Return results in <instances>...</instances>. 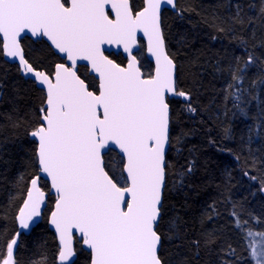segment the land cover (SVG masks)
I'll list each match as a JSON object with an SVG mask.
<instances>
[{
  "label": "snow or ice",
  "instance_id": "obj_1",
  "mask_svg": "<svg viewBox=\"0 0 264 264\" xmlns=\"http://www.w3.org/2000/svg\"><path fill=\"white\" fill-rule=\"evenodd\" d=\"M162 4L177 9L175 0H144L135 13L130 0H0V53L17 59L20 70L46 90L28 131L37 145L32 163L43 177L31 179L17 219L26 229L41 214L46 194L38 180H50L55 193L50 223L59 238L60 264H74L76 235L90 251V264H163L158 223L170 143L167 98L190 96L177 87L176 64L161 27ZM260 11L264 15V7ZM137 32L147 38L154 75L144 76L138 67ZM28 33L46 38L53 54L68 63H57L54 73L35 69L21 43ZM104 45L122 46L127 66L109 59ZM79 61L87 62L79 67L90 68L94 86L78 74ZM254 63L249 54L244 68ZM243 70L237 58L232 80ZM188 110L195 111L191 105ZM117 149L120 166L114 172L105 156ZM233 215L241 229L247 222ZM254 236L261 240L248 243L250 257L264 264V233L249 230L244 239ZM213 242L209 234L205 244ZM14 246L15 238L6 254L0 249V264H19ZM228 254L234 256L235 249Z\"/></svg>",
  "mask_w": 264,
  "mask_h": 264
},
{
  "label": "trees",
  "instance_id": "obj_2",
  "mask_svg": "<svg viewBox=\"0 0 264 264\" xmlns=\"http://www.w3.org/2000/svg\"><path fill=\"white\" fill-rule=\"evenodd\" d=\"M130 3L133 10L142 4ZM176 4L175 12H162L161 27L176 64L177 87L190 100H168L170 143L159 256L163 264H255L248 243L259 245L261 237L246 242L244 236L249 230L264 233V0ZM21 43L30 64L51 73L57 57L48 45L28 38ZM249 54L256 63L244 68ZM135 55L143 75L151 74L143 45ZM108 56L119 64L125 60L120 54ZM237 58L244 70L233 81ZM78 74L94 86L84 68ZM44 96L0 53V249L5 254L29 183L39 172L32 163L36 143L28 131ZM105 163L116 172L119 156L111 153ZM39 185L48 195L47 206L31 233L18 239L14 254L19 264H57L59 248L47 225L54 199L47 182L40 180ZM234 213L247 222L241 229L235 227ZM209 234L214 242L206 245ZM231 249L234 256L228 254ZM74 251V264L90 263V253L76 239Z\"/></svg>",
  "mask_w": 264,
  "mask_h": 264
},
{
  "label": "water",
  "instance_id": "obj_3",
  "mask_svg": "<svg viewBox=\"0 0 264 264\" xmlns=\"http://www.w3.org/2000/svg\"><path fill=\"white\" fill-rule=\"evenodd\" d=\"M175 2H176V0H175ZM130 5H131V3H130ZM143 7H144V0H143V6H142V8H141L140 10H142ZM108 10L110 11V9H108ZM140 10H138V11H140ZM165 10H168V11H171V12H175L176 9H174L171 5L162 4V5H161V13H160V17H161V15H162V12L165 11ZM135 12H136V11H135ZM135 12H134V13H135ZM23 35H24V34H22V36H23ZM25 38H28V39H30L31 41H34V42H35V41H39V40H41V39H37V38L31 37V34H30V33H28V34H27V37H25ZM25 38H23V39H25ZM23 39H22V40H23ZM42 40H43V41L49 46V44H48L46 38H42ZM139 42H142L143 45H144V56H145V58L151 63V65H152V70H153V71H152V75H154V73H155V60H154V58L148 53V42H147V38L143 36V33H142V32H137V42H136V45L133 47V53H134V54H136V52H137V51L139 50V48H140ZM49 47H50V46H49ZM103 48L106 50V51H105V54H106L107 56H108V54H114V55H118V54H120V55L126 60L125 67L127 66V54L124 53V51H123V47H122V46L117 47L116 45H104ZM52 51L54 52L55 50L53 49ZM23 52H24V51H23ZM56 55H57L60 59H62L61 56H60V54H56ZM2 56H3V54H2ZM108 58L111 59L109 56H108ZM3 59H4L7 63L17 65V67H18V69H19V72H20V75H21L23 78H25V79H29V80L33 81L39 89H41V90L43 89V86H42V85H39V84H37V83L35 82V77H34V76H32L31 74H28V75L26 76V75L20 70L19 61H18L17 59L8 58V57H5V56H3ZM62 60H64L65 63H68L66 59H62ZM113 61H114V60H113ZM114 62H115V61H114ZM86 63H87L86 61H79V62H78V66H79V65H82V64H86ZM138 67H139V64H138ZM54 71H55V68H54ZM87 72H88V74H89L90 76L93 75V74H90V68L87 69ZM141 72H142V71H141ZM142 74H143V73H142ZM175 75H176V73H175ZM42 91L44 92V95L46 96V90H42ZM97 91H98V89H97ZM174 97H175V96H168L167 99L170 100V99H172V98H174ZM31 138H32V137H31ZM32 139H33V138H32ZM36 146H37V145H36ZM168 147H169V145H166V155H167ZM118 152H119V150L117 149V150H116V153H118ZM165 162H166V156H165ZM37 176H41V177H43V174L38 172V175H37ZM40 180H43V181H45V182L48 183V185H49V192H48V194H49V196H52L53 199H54V203H53V205H52L51 211H50V213H49V215H48V217H47V225H48L49 230L54 234L55 239H56V242H57V245H58V248H59V238H58V236H57V233H56V231H55V228H54V227L52 226V224L50 223V221H51V212L55 209V193H54L53 190H51V182H50V180H48L46 177H44L43 179H40ZM40 180H38V186H39V187H40V185H39ZM165 181H166V172H165ZM30 187H31V181H30V183H29V187H28V188H30ZM45 194H46V193H45ZM47 197H48V195L46 194V195H45V202L41 205V214H40L39 216H34V217H32V219L28 221L29 227L25 229V228H21V226H20V222H19V220L17 219V217L19 216V210H20V208L23 207L24 201L27 199V192H26L25 198H24V200H23V202H22V204H21V206H20V208H19V210H18V212H17V215H16L17 230H16V233H15V235H14L13 238H15V239L17 240V242H18V239L20 238L21 235H28V234H30L31 231L33 230V228H34V227H35V226H36V225L42 220L43 212L45 211L46 206H47ZM75 239H76L77 241L81 242V246H82V248H83L85 251H87V252L90 253V251L84 246L82 240L79 238L78 235L74 236V240H73V248H74V244H75ZM15 248H16V246H14V253H15ZM159 250H160V247H159ZM75 258H76V254H75V256L72 258V262L75 261ZM90 258H91V257H90ZM57 264H60L59 259H58V256H57ZM89 264H90V263H89Z\"/></svg>",
  "mask_w": 264,
  "mask_h": 264
},
{
  "label": "flooded vegetation",
  "instance_id": "obj_4",
  "mask_svg": "<svg viewBox=\"0 0 264 264\" xmlns=\"http://www.w3.org/2000/svg\"><path fill=\"white\" fill-rule=\"evenodd\" d=\"M141 7H139L138 9H136V10H133V12H135V11H138V10H140L141 8H142V6H143V0H141ZM139 45H140V47H141V45H143V43L142 42H139ZM49 47V46H48ZM143 47H144V45H143ZM50 48V47H49ZM140 49V48H139ZM52 51V50H51ZM139 51V50H138ZM53 52V51H52ZM54 53V52H53ZM109 55V54H108ZM55 56L57 57V62H55V64H54V66H53V69H52V71H51V73H54V68H55V65L57 64V63H61V62H63V63H65L64 62V60H62V59H60L56 54H55ZM125 64H126V60H124V62L121 64V65H123V66H125ZM79 67V66H78ZM139 67H140V63H139ZM83 68V67H82ZM79 69H81V67H79ZM84 70H86V73L88 74V72H87V69H85L84 68ZM142 71V70H141ZM153 71V70H152ZM151 74H152V72H151ZM89 75V74H88ZM90 76V75H89Z\"/></svg>",
  "mask_w": 264,
  "mask_h": 264
}]
</instances>
